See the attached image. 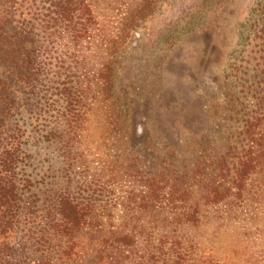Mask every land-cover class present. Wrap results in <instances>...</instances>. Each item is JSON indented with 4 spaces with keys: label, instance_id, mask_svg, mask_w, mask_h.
<instances>
[{
    "label": "trees",
    "instance_id": "obj_1",
    "mask_svg": "<svg viewBox=\"0 0 264 264\" xmlns=\"http://www.w3.org/2000/svg\"><path fill=\"white\" fill-rule=\"evenodd\" d=\"M226 1L196 0L160 32L162 43ZM97 2L0 0V264H243L225 237L245 209L264 204V0L238 24L224 101L212 96L225 144L190 140L182 159L168 147L152 168L131 154L109 180L81 176L92 166L79 151L91 109L83 99L95 86L123 117L117 57L159 0H128L112 31ZM52 144L63 165L49 181L38 157ZM249 264H264V249Z\"/></svg>",
    "mask_w": 264,
    "mask_h": 264
},
{
    "label": "rangeland",
    "instance_id": "obj_2",
    "mask_svg": "<svg viewBox=\"0 0 264 264\" xmlns=\"http://www.w3.org/2000/svg\"><path fill=\"white\" fill-rule=\"evenodd\" d=\"M127 1L98 0V16L106 30L112 31ZM195 1L159 0L147 27L137 30L117 57L115 102L119 110L123 109V117L116 120L112 104L103 100L95 86L88 91L83 103L91 109L79 151L92 166L81 170V176L101 175L109 180L131 154L146 159V168H152L168 147L182 159L188 156V141L194 139L216 146L225 144V123H213L209 108L214 95L217 101H224L222 70L238 41V24L255 0H227L200 27L180 30L173 45H164L160 32L169 22L180 20ZM59 146L42 148L38 157L39 172L49 173V181L60 174L63 165ZM117 184L114 187L120 190ZM245 229L254 234L249 238L244 235L242 240L236 231ZM262 229L264 204L257 211L245 209L237 223H230L225 237L227 253L232 259L235 253L241 254L243 264L259 260L264 249ZM240 240L242 244L236 245Z\"/></svg>",
    "mask_w": 264,
    "mask_h": 264
}]
</instances>
